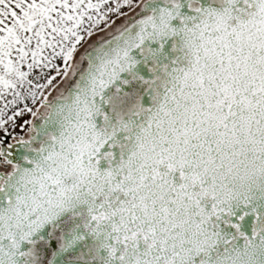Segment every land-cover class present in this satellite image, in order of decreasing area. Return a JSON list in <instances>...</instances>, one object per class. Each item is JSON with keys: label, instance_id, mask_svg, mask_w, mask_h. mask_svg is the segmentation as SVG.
<instances>
[{"label": "snow or ice", "instance_id": "obj_1", "mask_svg": "<svg viewBox=\"0 0 264 264\" xmlns=\"http://www.w3.org/2000/svg\"><path fill=\"white\" fill-rule=\"evenodd\" d=\"M0 264H264V0H0Z\"/></svg>", "mask_w": 264, "mask_h": 264}]
</instances>
